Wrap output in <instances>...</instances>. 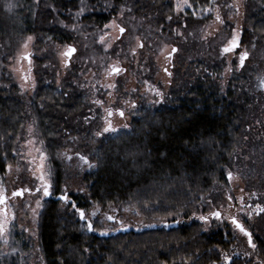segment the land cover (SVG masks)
Segmentation results:
<instances>
[{
    "label": "trees",
    "instance_id": "1",
    "mask_svg": "<svg viewBox=\"0 0 264 264\" xmlns=\"http://www.w3.org/2000/svg\"><path fill=\"white\" fill-rule=\"evenodd\" d=\"M45 1L50 7L39 10L42 25L56 20L53 15L67 17V14L79 13L81 8L84 9L82 20L99 25L109 19L115 2ZM188 2L191 7L184 11L191 16L221 3L226 6L221 0ZM142 4L170 11L169 0H142ZM242 6L239 44L250 50L252 58L254 55L258 58L239 73L233 67V78L225 88L220 76L222 64L214 57L212 64H205L201 75L187 68L183 79L175 80L169 87L163 105L151 110L139 109L140 115L132 117L130 129L102 139L96 135L94 145L72 150L76 167L82 162L81 156L91 158L94 165L83 175L89 182L87 197L76 194L77 207L86 209L90 203L102 206L116 203L127 210L132 206L137 208L145 225L106 231L101 221L93 220L94 230L88 231V222L81 221L74 208L62 215L57 200L49 195L43 200L37 220V247L43 264H208L212 260L219 264V250L228 248L231 233L227 226L205 228L204 220L199 219L200 207L206 206L205 197L214 182L224 183L229 189L225 169L230 167L244 130V106L237 98L248 96L246 99H250V92L256 96L253 90H243V85L247 82L251 85L258 71H264V0H244ZM207 18L208 13L200 21ZM183 21L186 23L187 19ZM183 21L172 17L168 22H157L182 29ZM230 28L228 24L223 27L228 31ZM47 31L50 33V29ZM50 35L56 37L58 32L53 28ZM13 90L10 94H0V181L5 167L15 160L18 136L25 122L23 97ZM45 93L55 102L53 109L57 111L43 116L41 109L34 107L32 113L39 137L44 141L52 190L56 193L61 183L58 144L63 138L62 131L91 102L85 98L83 104V97H71L73 93L68 94L62 87L54 93L38 85L35 96ZM32 98L33 103L38 99ZM45 108L48 111L52 105ZM251 146L237 161L242 168H245L244 162L249 168L260 163L258 173H245L243 183L245 190L252 192V204L264 207V135ZM223 198L216 197L215 202H222ZM241 221L253 233L257 245L255 254L264 264V213H255L251 220L243 216ZM0 264L17 262L0 250ZM228 264L250 262L235 256Z\"/></svg>",
    "mask_w": 264,
    "mask_h": 264
},
{
    "label": "rangeland",
    "instance_id": "2",
    "mask_svg": "<svg viewBox=\"0 0 264 264\" xmlns=\"http://www.w3.org/2000/svg\"><path fill=\"white\" fill-rule=\"evenodd\" d=\"M223 1L226 2V6H221V3L211 7L210 11L203 10L192 13L193 16H191L184 11L185 8H189V2L188 5H184L183 0H169L170 11L168 12L160 6L144 5L142 0H138L139 3H136V0H115L111 6L112 14L102 24H87L82 20L84 15L82 12L80 15L67 14L70 19H67L66 15L56 14L53 15L56 20L42 25L39 10L50 7L45 0H0V94H10L14 89V94L23 97L25 107V122L18 136V145L14 152L15 160L5 167L0 181V193L9 196L18 190L30 189L22 196H11L6 204L0 203V222L5 223V231L0 233V250L5 251L6 255H11L17 264H43L37 247V220L43 200L49 195L55 197L56 194L71 198H74L76 194L87 197L89 182L83 179V175L89 171L91 168L89 164L92 165V163L81 162L80 166L76 167L77 163L73 162L71 155L72 150L79 148L83 150L84 147L94 145L96 133L106 126L104 118L107 116L105 111L107 108L113 111V116L108 119L118 129L117 132L127 128L123 126L129 124L130 105L141 97L143 89L148 86L144 85L140 92L137 91L134 66L139 62L140 56L143 55L147 60L151 58L155 64V80L157 87L163 91V98L166 97L169 87L175 83L173 70L177 76L179 75L177 81L183 79L182 73L187 68H191L195 74L200 72L201 75L205 64H212L213 58L217 57V61L222 64L220 76L224 81V87L227 81L233 78L231 77L234 72L233 67L239 73L242 69L248 68L254 58H258L255 55L252 58L250 50L240 44L233 52L222 54V49L227 46L233 33H239L244 0H221ZM178 3L183 6L182 11L177 9ZM8 4L14 5L10 11L7 8ZM207 13L209 18L206 21H200ZM217 15L224 20L223 24L216 20ZM168 17H177L182 21L187 19V22L183 21L182 29L158 24L162 20L168 22ZM78 20H82V23ZM227 24L231 27L229 31L223 29ZM105 25L110 26L106 28ZM121 27L125 29L123 34L119 33ZM53 28L58 32L56 37L50 35ZM49 29L50 33L47 31ZM28 37H32V40L29 41ZM101 37H104L103 42ZM140 43L144 45L143 48L137 47ZM68 45L74 46L76 52L67 60L68 65L65 66L66 58L61 53ZM173 47H176L178 51L169 60L167 55ZM262 48L264 50V47ZM133 49H135V55H133ZM244 51H247L249 56L245 60L244 67L241 68L239 57ZM170 61L173 64L170 69L171 76L163 71L164 67L169 69ZM116 64L125 65L126 73L109 76L107 69ZM228 68L232 69V73L226 71ZM258 72L251 85L248 82L243 85V90H253L256 96L250 92V99H246L248 96L237 98V102L244 106L242 111L244 130L230 167L225 169L229 189L224 183L214 182L210 193L205 197L206 206L200 207L199 215L207 216L206 221L204 220L205 228L227 226L231 233L228 248L219 250V264H224L222 254L231 258L243 257L250 264H262L255 250L249 247L247 237L231 223L232 217L242 223L243 216L251 220L256 213L257 204H252V192L245 190L243 176L245 173H258L260 163L249 168V165L246 166L244 162L245 168H242L238 165L237 158L244 150L247 153L251 145L264 135V88L260 87V78L264 77V71L260 69ZM43 73L48 79H56L55 86L64 88L68 94L73 91L71 89L70 91L68 86L72 84L71 77L75 74L86 77L93 92L98 93V89L93 85L95 79L99 80L98 85L102 88L101 92L99 91L102 103L98 108L94 107L87 111V105H85L82 109V113L85 114H81L80 117L75 116L77 119L66 124L68 129H63L67 131H62L63 138L60 143L58 141V153L61 152V156L58 157L61 183L56 193L52 190L50 171L43 150L44 141L39 137L32 113L34 105H31L36 89L35 80L38 79L37 75L40 76ZM243 80L245 81V77ZM109 84H115L116 87L109 88L107 87ZM246 95H249V92L246 91ZM84 99L83 104H85ZM47 104L52 105L48 111L36 103L43 116H46V112L57 111L53 109V100H49ZM66 105L71 108L70 104ZM117 110L123 111L124 116H120ZM90 113H94V116ZM69 114L70 111L67 115ZM48 121L49 119L46 120L47 123ZM109 134L112 133H104L98 137L106 138ZM256 151L259 154L260 150ZM41 172L44 173L45 181L50 185L47 196L44 195V182L39 179ZM228 172L233 174L231 180L227 176ZM216 197L227 198L217 203ZM5 205L7 210L3 212L1 208ZM57 208L62 215H65L73 207L59 199ZM114 208H117V213L113 211ZM136 209L129 206L126 210V207L116 203L106 206L90 203L83 211L90 223L93 220H99L107 231L145 225ZM217 211L222 213L219 220L211 215L212 212ZM93 212L95 215H92ZM248 213H251L250 218ZM108 216L119 217L122 224L118 226L109 223ZM244 226L248 228L246 224ZM213 261L215 260L208 264H212Z\"/></svg>",
    "mask_w": 264,
    "mask_h": 264
},
{
    "label": "flooded vegetation",
    "instance_id": "3",
    "mask_svg": "<svg viewBox=\"0 0 264 264\" xmlns=\"http://www.w3.org/2000/svg\"><path fill=\"white\" fill-rule=\"evenodd\" d=\"M173 48H176V47H173ZM170 53H171V55L169 56ZM170 53L167 55V58L169 60L173 57V54H174V53H172V49H171V52ZM65 58H66V61L69 59L68 57H65ZM175 64H177V63H175ZM118 66L121 67V68H123V69H125V71L122 72V73H120V75L121 74H125L126 73V70H127L126 66L123 65V64L122 65L119 64ZM172 67H173L172 61H170L169 69L167 67L168 72L171 71L170 69ZM165 68L166 67L163 68V71H164ZM155 71H156V66L153 63V61L151 60V58H149L147 60V59L144 58L143 55L140 56L139 62H137V64L134 66V75H135L134 80L138 84L137 91L140 92L142 90V87L144 85H148V86L145 87V89H143V93L142 94H144V95L141 94V97H139L137 99V101L133 102L136 105V107L133 108L131 106L133 103L130 105V115H131V117H130V120H129V124L127 125L128 127L125 130H123V131H126V130L130 129L132 117L133 116H139L140 115V114H138L139 109L151 110V109H154L155 107H157L159 105H163L165 103V101H166L165 98H163L162 96H158L157 97V94H156L157 91H159L160 93H163V91H161V89L157 87V81L155 80ZM186 71L184 73H182L180 71H178V72L179 73H182L185 76L186 75ZM173 72H174V75H175L174 76V80H177L179 78V75L177 76L175 74V70H173ZM37 77H38V79L35 80L36 89H38V85H39V87L42 88L43 90H45V89L46 90L52 89V91L54 93L56 91H59L60 90L61 87L60 86H55V84H54V81H56V79H54V80L48 79L47 78V75L45 73H43L40 76L37 75ZM120 80L122 81L123 79H120ZM200 80H202V78H200ZM71 81H72V84L70 86H68L69 89L73 90V92H72L73 94H71V97L75 96V98L83 97V98L88 99L89 102H91V106H89L87 108V111H90L91 108L94 109V107H95V109L98 108L99 104H96L95 101H97V100L100 101L99 91L101 92V90H102V88L98 85L100 83L99 80H96L95 79L94 82H93L94 87H96L98 89V93L93 92V90L90 88V84H89L90 82L88 81V79L86 77L77 76V74H75L73 77H71ZM145 82H147V84H144ZM75 92H77V93H75ZM39 96H40L39 94H37V96H35V93H34V95L32 97H37L38 99H37V101L35 103H33V101H35V100H33V98H32L31 99L32 100L31 105H34V107H36V108H37L36 103L38 105H41V107H43V108H45L47 105H49V104H47V102L50 99H49V96L46 93H45V95H42L41 97H39ZM39 101H40V103H39ZM122 103H124V101H122ZM54 105H55V102H54ZM38 110H40V109H38ZM82 114H85V113H82ZM90 114H91V116H94V113H90ZM98 138H100V137H98ZM71 155L73 156V153H71ZM60 156H61V152L58 153V157H60ZM84 157H86V156H84ZM74 158L75 157L73 156V159ZM86 158H87V161L88 162H91V158H88V157H86ZM27 189H28V191H26V193L30 191L29 188H27ZM18 191H20V190H18ZM0 196H3V198H4V202L3 203L6 204V202L9 201L8 199L11 196H13V193H11L9 196H6L5 194L0 193ZM61 196H63V195L56 194V196L54 198L56 200H59ZM65 203H69L70 206H72L73 203H74L76 205V207H77L76 196H74V198L68 197V202H65ZM1 209L3 210V212H5L7 210L6 209V205L3 206ZM79 209L83 210L82 208H79ZM113 211L115 213H117V210L116 209H114ZM112 217L114 219L108 220L109 223H111V224H117L118 226H120L122 224V220L119 217L118 218L115 217V216H112ZM81 221H83L84 223H87L88 222V220H87L86 217H85V219H82ZM162 224H163V222H162Z\"/></svg>",
    "mask_w": 264,
    "mask_h": 264
},
{
    "label": "snow or ice",
    "instance_id": "4",
    "mask_svg": "<svg viewBox=\"0 0 264 264\" xmlns=\"http://www.w3.org/2000/svg\"><path fill=\"white\" fill-rule=\"evenodd\" d=\"M82 3H83V0H82ZM183 4L184 5H188V0H183ZM188 6L191 7V5H188ZM13 7H14V5H12V4H8L7 5V8H8L9 11ZM177 9L182 11L183 10V6L180 3H178L177 4ZM83 11H84V9L81 8L80 12L77 13V15H80ZM129 11H130V9H129ZM205 11H210V9H206ZM168 19L171 20V17H168ZM216 20L219 21L221 24L224 23V20H222L219 15L216 16ZM109 26L110 25H105L106 28L109 27ZM120 32H121V34H123L125 32V29L121 27L120 28ZM118 39H119V37H118ZM239 39H240L239 33L234 32L233 33V36H232L231 40L228 42L227 46H225L222 49V54L223 53H230V52H233L235 49H237L239 47ZM28 40L29 41L32 40V37H28ZM103 40H104V37H101V41L102 42H103ZM137 47L143 48L144 45L142 43H140V44L137 45ZM177 51L178 50L176 48H173L172 49V53H175ZM75 52H76V48L75 47H73V46H67L66 51H64L63 53H61V55L65 56V57H68V58H71ZM132 52H133V55H135V49H133ZM170 55H171V53L169 54V56ZM248 56H249V53L247 51H244V52H242L240 54V57H239L240 65L239 66L241 68L244 67L245 60L248 58ZM67 65H68V61H65V66H67ZM124 71H125V69L119 67L118 64L112 65V66H110L109 69H107V73H108L109 76L119 75L120 73H122ZM164 71L169 76H171V73L168 72V69L167 68H165ZM226 71L231 72L232 69L231 68H228V69H226ZM107 87H109V88H115L116 85L115 84H109V85H107ZM260 87L261 88H264V77H261L260 78ZM156 94L158 96H162L163 95V93H160L159 91H157ZM95 103L96 104H101L102 102L99 101V100H97V101H95ZM131 106L133 108L136 107V105L134 103ZM105 111L107 113V116L104 118L105 119L106 126L103 127V129L101 131H99V132L96 133L97 136H101L104 133H115V132L118 131V129L112 125L111 120L108 119V118H110V117L113 116L112 109L111 108H107V109H105ZM117 111H118V114L120 116H124V112L123 111H120V110H117ZM123 127H128V126L127 125H124ZM80 159L84 163H88L86 157L81 156ZM10 167L11 166L9 165V168ZM89 167H94V165L89 164ZM227 176H228L229 180H231L233 178V174L231 172H228L227 173ZM39 179L42 182H44V195L45 196L49 195L48 189H49L50 185L45 181V175H44L43 172H41V175H40ZM26 191H28L27 188H25L23 190H20V191H16V192L13 193V196H22L23 193L26 192ZM253 195H255V194H253ZM60 199L61 200H64L65 202H68V196L67 195L61 196ZM229 199H231V197ZM3 202H4L3 196H0V203H3ZM37 203H38V206H39V202H37ZM72 206L76 210V212L79 214L80 219H85V212L83 210L77 208L74 203H73ZM255 211H256L257 214L264 213V207H261L259 204H257ZM92 215H95V212H93ZM211 215L213 217H215L216 219L219 220V219H221L222 213H220V212L217 211V212H212ZM248 215H249V218H250L251 217V213H248ZM107 219L108 220H112L114 218L112 216H108ZM199 219L206 220L207 217L201 216V217H199ZM231 223L233 225H235V228L238 229L241 234H243L245 237H247V242H248L249 247L252 248L253 250H255L256 247H257V245L253 241V233L250 232L248 229H246L245 226L240 221H238L235 217H232ZM88 230L89 231H93L94 230L91 223L88 224ZM4 231H5V223L4 222H0V233H3ZM101 234L104 235L106 233H101ZM246 255H247V253H246ZM222 259L224 261V264H228V261L231 260V257H229L226 254H222ZM212 264H218V262L217 261H213Z\"/></svg>",
    "mask_w": 264,
    "mask_h": 264
},
{
    "label": "water",
    "instance_id": "5",
    "mask_svg": "<svg viewBox=\"0 0 264 264\" xmlns=\"http://www.w3.org/2000/svg\"><path fill=\"white\" fill-rule=\"evenodd\" d=\"M119 33H121V32H120V29H119ZM69 46H71V45H69ZM73 47H74V46H73ZM78 218L80 219L79 214H78ZM80 220H82V219H80ZM89 223H90V222H88V224H89ZM164 225H166V224H164ZM173 225H176V222H174ZM88 231H89V230H88Z\"/></svg>",
    "mask_w": 264,
    "mask_h": 264
}]
</instances>
